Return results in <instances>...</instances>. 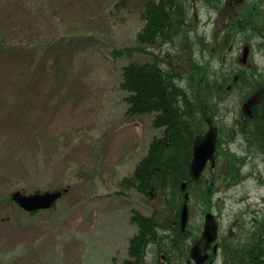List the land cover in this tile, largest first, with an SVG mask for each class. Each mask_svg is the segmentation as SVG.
Returning <instances> with one entry per match:
<instances>
[{
    "label": "rangeland",
    "instance_id": "rangeland-1",
    "mask_svg": "<svg viewBox=\"0 0 264 264\" xmlns=\"http://www.w3.org/2000/svg\"><path fill=\"white\" fill-rule=\"evenodd\" d=\"M119 1L0 0V264H121L136 232L131 209L151 213V203L121 183L156 132L151 115L125 117L118 85L126 62L111 52L136 44L140 0L116 8ZM253 60L264 65V57ZM239 97H228L234 112L226 124ZM247 163L248 179L216 197L224 201L223 236L249 205L264 208V162ZM67 186L56 210L34 216L10 200L16 190ZM201 217L195 212L191 224Z\"/></svg>",
    "mask_w": 264,
    "mask_h": 264
},
{
    "label": "trees",
    "instance_id": "trees-1",
    "mask_svg": "<svg viewBox=\"0 0 264 264\" xmlns=\"http://www.w3.org/2000/svg\"><path fill=\"white\" fill-rule=\"evenodd\" d=\"M139 2V18L143 24L137 32L135 46L114 49L111 56L114 60L123 59L126 62L121 68V82L118 85L126 94L128 108L125 117L153 114L149 126L156 134L147 146L146 155L122 178V184L150 201L161 200L164 207L152 208L150 216L133 211L131 222L138 227V232L129 241L126 251L128 256L123 264H147L145 256L149 247H153L158 263L160 254H164L169 264H182L180 261L187 258L188 239L195 237V234L188 230L183 233L179 224L183 204L181 184H186V191L190 193L194 205L203 212L215 208L211 184L205 177L193 182L188 174L195 137L204 132L207 119L219 123V142L215 154L228 169L227 174L224 172L226 169L222 168L221 172L218 170L221 176L219 184L225 190L229 187L228 183L235 185L246 178L245 175L237 174L239 165L245 159L231 153L230 142L235 134H241L249 145L252 142L263 145L264 112L260 105L250 110V116L240 110V119L247 122L236 132L222 125L228 110V96L238 87V83L233 84L229 92L226 88L231 80L229 74H215L206 66L195 67L189 60L188 65L175 62L170 54L159 59V55L150 53L148 45L152 37L166 38L172 33L180 34L179 26L163 23L168 16L166 11H161L160 6L154 4L151 7L148 0ZM122 4V0L117 2L116 8ZM148 54L154 56V61L140 59ZM161 63H164L165 68ZM245 99V96H241L240 101ZM258 100L257 97L256 103ZM249 151L259 153L264 149ZM218 205L215 204V209L221 213L222 208ZM57 206L53 209H57ZM249 217V220H240L235 225V234L220 236L219 258L223 264H264V214L251 211Z\"/></svg>",
    "mask_w": 264,
    "mask_h": 264
},
{
    "label": "flooded vegetation",
    "instance_id": "flooded-vegetation-1",
    "mask_svg": "<svg viewBox=\"0 0 264 264\" xmlns=\"http://www.w3.org/2000/svg\"><path fill=\"white\" fill-rule=\"evenodd\" d=\"M160 9L168 16L163 23L181 26L183 34L152 37L150 52L164 55L178 49L190 57L204 55L222 71H255L259 81L253 78L243 85L264 89V65L253 60L264 57V0H162ZM240 58L245 59L242 66Z\"/></svg>",
    "mask_w": 264,
    "mask_h": 264
},
{
    "label": "water",
    "instance_id": "water-1",
    "mask_svg": "<svg viewBox=\"0 0 264 264\" xmlns=\"http://www.w3.org/2000/svg\"><path fill=\"white\" fill-rule=\"evenodd\" d=\"M217 141V129L214 126H210L208 131L204 135L197 136L194 140L193 145V158L189 165V176L195 181L199 180L202 176L206 165L208 162L211 168L215 166L214 152L215 145ZM184 189V185L181 186ZM61 191L55 192H45V193H35L34 195L25 196L20 192L14 193L12 195V200L17 203L25 211H35L41 209L51 208L56 201L62 197ZM187 199L186 196H184ZM187 206H183L181 214V226L185 227L187 223ZM217 222L212 214H207L205 216L204 230L202 232L199 241L191 248V258L200 263L203 261L201 253L207 251L208 247L217 239Z\"/></svg>",
    "mask_w": 264,
    "mask_h": 264
}]
</instances>
